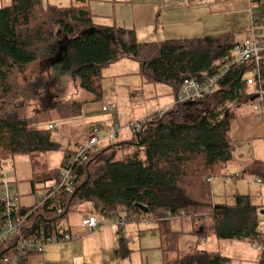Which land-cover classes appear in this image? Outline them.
<instances>
[{
	"label": "trees",
	"instance_id": "1",
	"mask_svg": "<svg viewBox=\"0 0 264 264\" xmlns=\"http://www.w3.org/2000/svg\"><path fill=\"white\" fill-rule=\"evenodd\" d=\"M75 1L78 6L45 8L42 0H11L0 8V172L4 162L28 157L34 176L41 175L31 181L34 191L37 183L46 190L56 182L61 169H51L43 160L44 155L60 151L53 140L59 127L41 128L44 118L54 111L60 121L72 120L84 112L86 103L68 100L72 81H79L99 101L105 79L102 70L131 59L140 63L145 83L167 85L177 98L185 80L203 81L227 64L238 43L235 34L141 43L134 30L98 25L91 0ZM259 23L264 26V10ZM62 43L66 54L58 61ZM32 65H40L41 70L26 76ZM254 68V63L235 66L215 95L195 106L175 105L163 116L146 119L131 141L96 147L90 160L76 169L80 182L75 193L50 200L33 212L31 227L25 231L31 230L32 238L67 232L76 237L69 243L77 242L78 235L71 227L64 228L63 222L80 205L92 203L106 218L123 213L129 223L152 225L161 238V264H231L229 258L199 245L182 252V233L173 230L176 220L190 222V230L183 234L197 238L198 244L215 237L264 245L262 207L253 204L250 196L237 197L234 205H216L212 198V182L223 177L236 152L230 106L244 101L247 77ZM261 73L264 78V63ZM30 110L35 111L32 117L26 116ZM247 174L264 183V162L248 165ZM35 209L36 205L26 212ZM101 228L99 224L89 233ZM121 242L126 252L125 240ZM125 252L124 258L129 256ZM32 255L36 254L20 264H28ZM259 264H264V255Z\"/></svg>",
	"mask_w": 264,
	"mask_h": 264
},
{
	"label": "rangeland",
	"instance_id": "2",
	"mask_svg": "<svg viewBox=\"0 0 264 264\" xmlns=\"http://www.w3.org/2000/svg\"><path fill=\"white\" fill-rule=\"evenodd\" d=\"M42 2L45 8L50 5L59 7L78 6L75 0H42ZM10 4L11 0H0V8L9 6ZM91 4L97 3L91 2ZM253 9L256 10L258 17L261 19L264 6L253 3ZM97 10L99 13L105 11L103 7H97ZM217 20H219L220 28L212 32L213 34L211 33L210 36L235 34L236 42L239 43L252 38V12L249 6L246 15L236 11L225 14L224 16H219ZM259 28L261 34L264 36V26L260 25ZM191 39H196V37ZM153 42L156 41L151 40V42L146 43ZM40 70V65H32L28 67L26 76L34 75ZM102 75L105 79L103 81L102 96L99 101H96L93 95L84 91L79 81L71 82L68 100L86 103L84 112L80 117L72 120L60 121L57 114L52 111L44 118L45 124L41 128H47L50 124L59 127V130L53 133V140L60 144V151L43 156V160L48 162L51 169H59L67 152L70 150L72 151V148L75 147L77 143L85 142V139H88V135L92 133L94 128L103 130L111 124H117L122 130L118 138L113 142L106 141L100 144V148L102 149L109 147L111 144L125 143L133 140L135 136L131 128L132 124L149 119L159 113H169L172 109V105L174 106L176 103L174 91L169 86L162 83H145L141 75L140 63L134 60L122 59L104 68L102 70ZM248 90L244 94L243 102H236L230 106L233 126L236 124L235 122L241 123V121L244 120L242 118L247 112H254L251 98H256V89L248 88ZM258 100L259 99H255V101ZM109 104L115 107L116 112L106 113L102 111V107L104 105L109 106ZM34 112V110H30L26 116L32 117V115L35 114ZM240 150L250 152L252 149L250 145L244 144L242 148L241 146L239 147V151ZM75 151L76 149L72 151L71 154ZM4 166L7 170L14 173L12 182L14 192L19 198L20 206L29 208L42 201L45 186L41 183H37L35 191L33 190L31 181L33 179H40L41 175L34 176L32 165L28 157H16L6 162ZM224 175L225 177L213 181L212 193L216 205H234L237 197L250 196L253 200V204L262 206L261 212L264 211V184H258L259 178L251 174L244 175L242 169L235 168V166L232 168L228 167ZM235 175L238 179L235 178ZM87 212H91L98 220L105 223L113 224L116 216L125 219L123 226L118 225L119 229L122 228L118 236L124 238L128 243V245H125L126 252L123 251L128 253L129 256L124 258L122 251L118 253L120 256L119 262L121 264H131V262H133V264H138V254L141 250H144L143 253L146 252L144 260L143 257L142 259L140 258L141 262L144 261L145 264L162 263V252L160 250L161 238L159 232L153 231V226L150 224L146 225L147 222L145 223L143 221L130 225L123 213L119 215L113 214L110 218H106L96 211L92 203H85L70 213L69 218L63 222V227L66 229L70 226L74 227L73 225L77 224V220L80 219H82L81 223L83 225V218ZM261 212L260 230L264 232V215H262ZM190 228L191 224L188 221L176 220L173 222V230L182 233L180 238V250L182 252H187L198 243L197 238L183 234L184 232H188ZM71 245L72 243L47 246L44 249L43 255H32L29 257L28 264H65L70 254L68 252L66 253L63 248L70 247ZM198 245L201 250L217 252L229 258L232 264H259L260 256L253 250L252 246L246 242L223 241L213 237ZM91 248L96 247L94 244H91ZM98 251L102 250H98V248L95 249V253H98ZM112 254L113 253L110 255ZM156 254L161 255V258L158 259V257H154ZM132 256L134 258H132ZM44 258L46 261H44ZM91 264L94 263L92 262Z\"/></svg>",
	"mask_w": 264,
	"mask_h": 264
},
{
	"label": "crops",
	"instance_id": "3",
	"mask_svg": "<svg viewBox=\"0 0 264 264\" xmlns=\"http://www.w3.org/2000/svg\"><path fill=\"white\" fill-rule=\"evenodd\" d=\"M91 2L97 4H91ZM248 6L251 9L249 0L90 1V7L96 16V23L98 25H116L125 29L134 30L137 40L141 43L151 42V40L161 42L210 36L212 32L220 28V19L217 20L219 16H224L225 14L236 11L246 15ZM97 7H103L105 11L99 13ZM252 100L251 98V101ZM242 119L244 120L241 121V123L235 122L236 124H234V126L231 120L230 135L235 142L236 152L229 167L232 168L235 166V168H241L244 175H247L248 165L255 161L264 162V117L262 113L254 110V112H247ZM108 128L109 127L103 130L107 131ZM80 143L81 142L77 143V145ZM244 144L250 145L252 150L250 152L245 150L239 151V147L241 146L242 148ZM76 146L72 151L75 150ZM223 177H225V175H223ZM212 198H214L213 193ZM261 214L264 215V211H262ZM89 215L94 216L91 212H87L83 221ZM81 220L82 219L77 220V224L73 225L74 227L70 226L72 232L78 235L79 240L74 242V244L72 243L70 247L63 248L66 253L68 252L70 254L65 264H91L92 262L94 264H121L119 262L120 256L118 253L121 251L124 253L121 242L124 238L119 237L118 233L122 228L119 229L114 223H105L99 220V224L102 228L96 233H89V231L83 227ZM131 224H133V222H130V225ZM146 225H148V223ZM70 227L68 229H70ZM125 243L128 245L126 241ZM91 244H94L96 248H91ZM197 245L198 243L195 246ZM97 248L102 251L95 253V249ZM143 251L144 250H141L138 254V264H145L144 261H140V258L142 259L143 257L144 260V256H146V252L143 253ZM43 253L36 255H43ZM111 253L113 254L110 255ZM259 256L260 263L261 255ZM154 257L160 259L161 255L156 254ZM132 258L134 257L132 256ZM44 261H46L45 258ZM131 264H133V262H131Z\"/></svg>",
	"mask_w": 264,
	"mask_h": 264
},
{
	"label": "built area",
	"instance_id": "4",
	"mask_svg": "<svg viewBox=\"0 0 264 264\" xmlns=\"http://www.w3.org/2000/svg\"><path fill=\"white\" fill-rule=\"evenodd\" d=\"M249 2L253 23L252 38L237 43L234 48L235 56L214 75L206 76L203 81L185 80L180 94L176 98L175 105L197 103L202 98L215 95L219 90L221 80L233 67L254 63L255 68L247 77V88L256 89L255 99L259 100L255 101L254 97L252 98L253 109L262 113L264 117V78L261 73V66L264 63V36L259 28L260 18L256 10L253 9V3L264 6V0H249ZM102 111L106 113L116 112L112 104H109V106L104 105ZM159 114L163 116L165 113ZM144 123L145 120L132 124L133 132H136ZM49 129L58 130V126L50 125ZM120 131L122 130L117 124H111L106 132L94 128L90 137L79 144L76 151L61 166L58 180L47 186L42 201L36 203V209L29 213L26 212L25 207L20 206L19 198L14 192L12 182L14 173L7 170L5 166L3 167L0 172V264H20L21 260L29 254H42L47 246L69 243L76 239L73 234L67 232H63L60 237L57 235L48 237L42 235L40 238H32L29 236L31 230L25 231L24 228L28 226L30 229L29 220L32 213L43 207L47 202L53 199L61 200L75 193L80 182L79 177L76 175L78 166L87 163L90 160L91 152L100 144L106 141L113 142L117 139ZM5 163L3 164L5 165ZM259 184H262V182L259 181ZM58 213L62 214V208L58 209ZM115 218L114 224L117 227L118 225L123 226L125 219L118 216ZM83 227L89 232H94L99 227V220L95 216L89 215L83 221ZM252 248L259 255H264V245L253 244Z\"/></svg>",
	"mask_w": 264,
	"mask_h": 264
},
{
	"label": "water",
	"instance_id": "5",
	"mask_svg": "<svg viewBox=\"0 0 264 264\" xmlns=\"http://www.w3.org/2000/svg\"><path fill=\"white\" fill-rule=\"evenodd\" d=\"M66 54V46L65 44H61L60 46V50H59V53L57 55V60L60 61L61 60V57L64 56ZM187 105H190V106H195L196 103L194 102H191V103H188ZM139 208L144 211L145 213H148L149 212V209L147 207H144V206H139Z\"/></svg>",
	"mask_w": 264,
	"mask_h": 264
}]
</instances>
